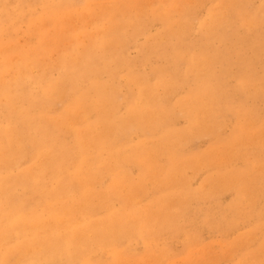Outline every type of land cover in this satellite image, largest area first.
Returning a JSON list of instances; mask_svg holds the SVG:
<instances>
[{
  "label": "rangeland",
  "instance_id": "rangeland-1",
  "mask_svg": "<svg viewBox=\"0 0 264 264\" xmlns=\"http://www.w3.org/2000/svg\"><path fill=\"white\" fill-rule=\"evenodd\" d=\"M58 5L63 12L37 5L36 23L26 16L10 26L0 9V83L23 68L33 78L26 79V88L35 96L47 86L41 80L60 82L63 56L94 50L96 42L112 36H120L122 43L115 51L120 57L115 76L98 74L114 96L93 89L83 94L79 84L71 91L61 86L43 104L39 99L29 108L33 122L46 120L58 145L71 151L80 143L87 148L106 129L100 116L110 126L132 119L133 107L142 118L159 119L158 100L165 99V88L153 79L174 55L179 74L189 81L173 88L166 103L170 118L159 120L158 131L151 132L146 121L116 134L122 158L117 176L99 170L94 161L80 171L89 175L76 183L88 182L96 194L108 192L114 212L121 214L131 204L139 212L146 208L156 223L177 222L178 229L158 230L148 242L127 241L122 264H264V0H49V6ZM211 20L217 22L204 30ZM113 26L122 28L114 31ZM107 54L108 48L94 53L97 58ZM197 73L213 75V91L222 84L216 96L220 103L210 111L209 98H199L183 112L176 99L189 95L188 83ZM50 121L56 122L55 129ZM0 125L7 127V122L0 120ZM84 130L91 133L81 134ZM24 139L41 141L35 128L27 129ZM129 146L150 154L127 160L125 154L133 151ZM101 152L106 160L107 152ZM28 155L20 150L14 157L13 174L31 164ZM116 177L125 183L111 188ZM184 190L191 193L186 201L178 196ZM14 191L28 197L23 183Z\"/></svg>",
  "mask_w": 264,
  "mask_h": 264
},
{
  "label": "bare ground",
  "instance_id": "bare-ground-1",
  "mask_svg": "<svg viewBox=\"0 0 264 264\" xmlns=\"http://www.w3.org/2000/svg\"><path fill=\"white\" fill-rule=\"evenodd\" d=\"M37 5L64 11L63 5L49 6V0H0V9L4 11L3 21L10 26L28 16L31 23H36ZM116 11L122 12L121 8H116ZM217 15L215 12L213 18ZM165 19L169 20V16L166 15ZM186 22L187 20H183L180 24ZM216 22L211 20L202 28L210 29ZM120 27L113 26L112 30ZM121 44L120 36H112L106 43L96 42L94 50L84 48L80 52H71L69 57L63 56L59 64L62 74L57 79L60 82L53 79L41 80L47 86L35 96L26 88V79L33 78L29 71L23 68L17 69L16 76L11 81L0 83V120L7 122V127L0 125L3 146L0 152V158H3L0 164V264H122L128 250L127 241L148 242L151 236L159 233L158 230L179 228L175 221H169L170 224L165 221L156 223L146 208L139 212L131 204L125 205L121 214L116 213L107 200L108 192L96 194L89 190L88 182L76 183L80 176L89 175L80 174L83 165L89 161L96 162L99 170H107L111 176L120 173L122 158L118 152L119 148L115 146L118 139L116 134L124 129L142 126L146 121L149 124L147 128L155 132L160 128L159 120H169L171 108L166 103L170 101V95L175 94L173 88L175 90L177 84L183 86L189 82L178 72V56H172L174 61L159 69L153 79L156 85L162 84L165 88V99L158 100L159 119L142 118L140 111L133 107L132 119L119 122L116 120L107 126L109 119L102 115L99 119L106 129L101 134L94 135L87 143V148L80 143V147L71 151L65 145H58L51 136L46 120L38 119L35 123L32 120L36 118H31L29 112V108L37 105L39 99H42L43 104L50 91H57L61 86L71 91L79 84L83 94L93 89L106 97L109 94L114 96L109 86L99 80L98 74L106 71L110 76H115L118 69L114 64L120 58L115 55V51ZM192 47L194 48V45ZM103 48H108L110 54L97 58L95 51ZM3 72L4 69L0 67V77H3ZM212 79L213 75L205 73L195 75L193 83H188L189 95L176 99L180 102L178 105L183 112L191 109L199 98L205 97H208L210 102L207 110H215L220 103L216 96L221 92L222 84L218 83L217 91H213ZM140 82L145 85V80ZM75 96L80 94L76 93ZM114 119L112 116L111 120ZM55 124L56 122L50 121L53 129ZM31 128H35L41 137L38 144L24 139L27 129ZM90 133L89 130L81 131V134ZM89 147L96 151L95 155L88 153ZM129 148L133 151L125 154L124 158L127 160L150 154L148 150H141V147ZM20 150L29 152L27 157L31 164L25 171L15 175L12 170L15 164L12 163L16 162L14 157ZM10 151L11 155L8 154ZM101 151L107 152L106 160L100 157ZM111 181V188L119 185L121 187L125 183L118 177L112 178ZM20 183L29 191L28 197L14 191L15 186ZM178 196L186 201L191 193L184 190L178 193ZM158 209L164 208L158 205ZM148 249L150 245L147 246Z\"/></svg>",
  "mask_w": 264,
  "mask_h": 264
}]
</instances>
